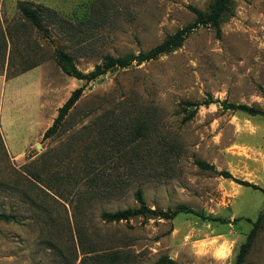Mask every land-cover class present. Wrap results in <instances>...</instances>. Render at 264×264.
<instances>
[{
  "label": "rangeland",
  "instance_id": "374dc122",
  "mask_svg": "<svg viewBox=\"0 0 264 264\" xmlns=\"http://www.w3.org/2000/svg\"><path fill=\"white\" fill-rule=\"evenodd\" d=\"M19 1L73 26L44 11L45 37L20 15ZM213 1L0 0V212L15 216L0 222V264H235L259 217L246 264H264V116L223 107L264 111V0H232L220 38L200 27L178 50L93 82L65 75L54 59L64 50L86 74L105 55L147 52L194 20L189 7L208 11ZM93 5L91 23L77 26ZM81 87L56 134L25 149ZM136 191L150 209L184 207L227 223L190 214L100 219L136 209Z\"/></svg>",
  "mask_w": 264,
  "mask_h": 264
},
{
  "label": "trees",
  "instance_id": "16d2710c",
  "mask_svg": "<svg viewBox=\"0 0 264 264\" xmlns=\"http://www.w3.org/2000/svg\"><path fill=\"white\" fill-rule=\"evenodd\" d=\"M232 0H214L210 5L208 11H201L194 7H189V10L194 14V20L184 26L183 28L177 30L174 34L168 36L163 42L153 47L147 52H140L137 55L129 54L126 56L113 57L110 55H105L102 58L100 64L96 65L94 69L89 73H82L76 67L73 58L64 50L56 49L54 51V59L57 66L60 70L67 76L72 77L79 81H85V83L93 82L100 77L104 76L108 71L118 68L125 69L130 67L132 64L140 65L144 62H149L152 60H156L160 56L168 55L179 48L182 47L185 40L193 34L200 27H211L215 31L216 38H220L221 36V22L223 18L229 15L232 11ZM17 10L20 15L29 22L37 31L42 33L45 37H48L47 29L43 23V12L45 11L47 15H52L55 20H57L61 24H65L66 26H73L72 22H68L63 18H60L55 12L43 8L41 6L32 7L27 2H17ZM89 15L84 16L82 19L77 21V26L82 27L91 23L92 18H94L98 10L94 7V5L89 9ZM32 68L25 69L21 71L24 73ZM83 93V87L74 90L68 100L63 104L61 108L58 110V114L54 119L52 125L44 132L42 139H48L56 134V132L61 128L65 117L68 115L69 111L74 108L78 100L81 98ZM206 104H210V101ZM223 107L226 110L242 112L249 116H264V111L257 109L255 107H249L246 105H235V104H226L223 103ZM192 116V115H191ZM147 131V127H139L136 130L137 136L139 139L145 138ZM89 164V163H87ZM86 164V167L89 165ZM196 165L208 172L215 173L225 179H230L238 184L251 187L253 189H259L257 186L252 185L247 182L237 181L233 179V177L225 171L218 172L214 168V166L209 165L202 161H197ZM93 166V165H92ZM35 183H41L42 180L38 177V175L32 177ZM95 180V179H93ZM134 200L137 203L136 209L127 208L124 210H117L114 212H102L100 214V219L104 223H120V222H128L131 219L140 216V217H155L164 220H172L179 216L183 215H194L199 217L202 220H207L211 222H219L222 224L227 223L223 219L213 218L209 216H205L202 213L195 212L191 209H187L184 207H179L173 211H157L156 209H150L146 206L142 193L140 191H136L134 193ZM0 222L3 223H11L15 222V216L11 213L6 214L4 212H0ZM261 217L257 221L252 224V228L250 229L245 242L240 246L238 254L236 256L235 264H246V257L248 256L254 241L257 237L258 231L261 228ZM115 256H110L111 262L116 261ZM156 264H176L173 260L168 258H161Z\"/></svg>",
  "mask_w": 264,
  "mask_h": 264
},
{
  "label": "crops",
  "instance_id": "0c3cea01",
  "mask_svg": "<svg viewBox=\"0 0 264 264\" xmlns=\"http://www.w3.org/2000/svg\"><path fill=\"white\" fill-rule=\"evenodd\" d=\"M6 83H7V80H6L5 76H0V97L1 98H3V96H4L5 88H6ZM0 107H1V105H0ZM35 114H37L36 117L38 119L39 118V108H38V105L36 107ZM34 117H35V115H33V118ZM0 129L2 131V126H1V109H0ZM45 131H46L45 129H42L41 131L39 129V134L36 137H34L33 139L30 140V142L27 144V146H26L25 149H27L28 147H30V145L33 142H35L37 139H39L41 136H43V134H44Z\"/></svg>",
  "mask_w": 264,
  "mask_h": 264
}]
</instances>
